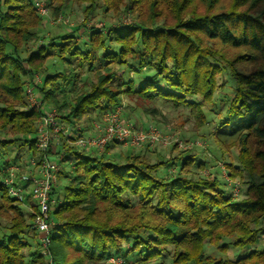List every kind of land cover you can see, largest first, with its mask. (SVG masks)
<instances>
[{"label":"trees","instance_id":"16d2710c","mask_svg":"<svg viewBox=\"0 0 264 264\" xmlns=\"http://www.w3.org/2000/svg\"><path fill=\"white\" fill-rule=\"evenodd\" d=\"M30 1L0 3V177L10 165L23 167L22 147L28 156L36 154L33 137L42 111L28 109L24 96L34 74L41 77L34 86L41 106L56 109L64 124H89L123 109L128 98L154 118L156 111L145 103L163 99L188 107L201 127L208 123L204 105L222 90L216 80L228 67L234 90L216 115L212 136L220 157L214 168L222 161L245 190L233 199L218 187L219 170L211 178L192 175L206 161L190 149L177 150L175 143L174 156L155 162L144 157L146 145L116 153L117 145L108 144L100 154L85 155L63 143L61 163L68 162L69 170L59 174L67 178L62 193L57 188L51 193L57 225L50 259L41 254L32 214L0 185V223H6L0 264H105L111 256L131 264L128 255L136 249H147L148 261L164 256L167 247H173L171 264H264V247H258L264 232V0H126L125 5L124 0H47L55 19L64 17L68 4L83 9L82 21L68 26L60 44L49 39L47 46L38 34L43 18ZM122 6L134 16L132 24L87 27L97 10L117 15ZM55 47L70 59L63 71L41 75ZM234 51L240 52L232 56ZM248 60L259 68L236 69ZM247 114L246 129L236 130L234 123ZM14 145L16 153L8 158ZM231 148L235 160L225 161ZM205 243L221 251L230 244L248 251L215 260L203 254Z\"/></svg>","mask_w":264,"mask_h":264},{"label":"built area","instance_id":"2783aa9c","mask_svg":"<svg viewBox=\"0 0 264 264\" xmlns=\"http://www.w3.org/2000/svg\"><path fill=\"white\" fill-rule=\"evenodd\" d=\"M34 8L40 17L48 15L46 0H34ZM128 22V20H123ZM58 22H64L62 18ZM120 24V23H119ZM118 24V25H119ZM103 28L102 21L87 23V27ZM41 77L34 74L24 87V96L28 109H40L38 120L35 123L34 150L35 155L27 156L23 167L18 164L8 166L0 177V185L5 188L7 196L13 198L32 214V228L38 234L41 254L50 259V235L57 223L52 219L51 193L58 185L59 174L62 171L61 160L63 152L59 148L63 143L88 152L102 153L108 144L121 147L135 148L141 145H168L170 138L163 135L155 126L136 127L124 120L122 109L116 108L103 113L99 118L91 119L89 124H64L60 113L54 108H43L35 94L34 86L40 84ZM179 148L181 143L175 142ZM54 156L55 160H51ZM21 164V163H20ZM215 167L233 199L239 195V182L231 179L222 161L216 162ZM209 176V171L202 172ZM29 203H25V200ZM260 241L264 244V234ZM120 257L111 256L105 264H122Z\"/></svg>","mask_w":264,"mask_h":264},{"label":"rangeland","instance_id":"374dc122","mask_svg":"<svg viewBox=\"0 0 264 264\" xmlns=\"http://www.w3.org/2000/svg\"><path fill=\"white\" fill-rule=\"evenodd\" d=\"M2 0H0L1 3ZM47 1V0H46ZM124 5L126 3V0H124ZM32 4L34 5L35 1L31 0ZM229 0H224V3H228ZM201 6V5H199ZM51 9L48 6V15L45 17H42V25L43 28H40L39 30V37L41 42H43L46 46L49 42V39H53V42L55 44H60L61 37L65 35L69 30L73 27L79 24L83 19V9L82 6L68 4L64 17L62 19L65 23L68 25H65L64 23L58 22V19L61 18L59 16L58 18H53L50 13ZM170 18V17H168ZM91 19V22H98L102 21L106 23V25H129L132 24L135 20L134 16L128 12L124 8V6L121 7L120 12H118L117 15H114L113 13H104L102 12V9L97 10L93 16L89 18ZM128 20V22L123 20ZM64 24V25H63ZM40 43V42H39ZM42 43V44H43ZM48 50V49H47ZM242 51V50H240ZM240 51H234L232 52V56L238 54ZM52 54L46 59L44 63V72L41 75H45L46 73H55V72H61L63 71V68L66 67V60L70 59V56L68 54L62 55V58L60 57V54L58 52V47H55L52 51ZM243 52V51H242ZM222 64V63H221ZM223 65V64H222ZM236 69L240 72H250L254 68H259L258 64L251 63L247 61L239 62L236 64ZM85 71V70H84ZM83 72V71H82ZM83 76H86L84 74ZM88 76H91V74H88ZM133 78H135L134 75H130ZM217 84L223 86L222 90L218 89L214 96V102L212 104H205L204 105V111L207 116V124L201 127H197L194 123V119L189 114V108L185 106H174L170 102H166L163 99H156L153 102L145 103L144 107L154 109L156 111V116L148 115L146 114L140 106H136V103L133 101H130L128 98H124L123 100V117L124 120L128 123H131L132 125L136 127H148L150 125L155 126L163 135L168 136L170 138V144L168 145H150L148 146L144 151V157L148 159V161L155 162L156 160L167 158L168 156H174L175 152H173L172 147L175 142L181 143L183 148H179L177 146V150H191L193 153H196L199 160H205L206 161V167L202 169L200 172H197L195 170L192 171V175L197 176L198 173L202 174L204 171H209V173H213V175H216L217 168H214V160H217V158L220 157V151L215 145V140L213 139L212 133L216 131L215 125L217 124L218 117L216 115H220L222 113V107L224 108L225 104L227 103V98L232 94L233 86H234V79L231 76L230 68L226 67L223 72L217 77ZM264 117V116H261ZM243 122H237L234 123L233 127L237 130L239 128L246 129L248 124L251 121V116L249 114L242 119ZM241 120V121H242ZM261 124H264V118L261 119ZM145 126V127H144ZM2 136V135H1ZM145 146V145H144ZM143 145L132 148L134 152H138V150H142ZM14 148L11 149L9 153V157L11 158L16 153V145L13 146ZM116 153H125L128 151L127 147H121L115 148ZM2 151L0 150V153ZM4 153V152H3ZM19 156L23 160V158H26L29 153L25 152V148H21L18 152ZM85 155H89L88 151L84 153ZM237 151L235 148H231L228 156L225 157V161L227 160H235ZM7 155V153H6ZM118 155V154H117ZM113 156V155H112ZM119 156V155H118ZM51 160H55L54 156H50ZM62 170L64 172L69 170V164L68 162L61 163ZM218 172V171H217ZM212 175V174H211ZM204 176V177H210ZM219 178V188H224L229 191L228 186L222 185V178L219 174H217ZM239 182L240 188H239V195L236 199L239 197H242L245 186H243L239 180H236ZM67 183V178L65 177V174L63 173L62 176H59L58 185H57V192L62 193L63 186ZM262 224H264V220H262ZM6 226L5 221H2L0 223V234L4 232L2 231V228ZM264 234V232H262ZM260 234V237L262 236ZM143 233L141 232V236ZM226 241V240H225ZM132 246V245H131ZM264 247V244L260 241L258 244V247ZM34 246L32 245V249ZM203 254H206L207 256L212 257L215 260L219 259H236L243 254H245L248 249L247 248H239L235 247L233 245H229L227 250L221 251L218 248H215L214 246H210L208 243L204 244L203 247ZM148 253L147 249L142 250L139 253V250L136 249L133 252H131L128 255V260H130L131 264H157L160 262H163L164 264H171L172 262V253H173V247H167V251H164L162 255L164 256H158L154 257L152 256L150 260L146 261V254ZM27 260V258H26Z\"/></svg>","mask_w":264,"mask_h":264},{"label":"crops","instance_id":"0c3cea01","mask_svg":"<svg viewBox=\"0 0 264 264\" xmlns=\"http://www.w3.org/2000/svg\"><path fill=\"white\" fill-rule=\"evenodd\" d=\"M142 127H143V125H142ZM145 127V126H144ZM117 147H119L118 145H117ZM128 148V147H127ZM113 151H110L109 153H112Z\"/></svg>","mask_w":264,"mask_h":264}]
</instances>
